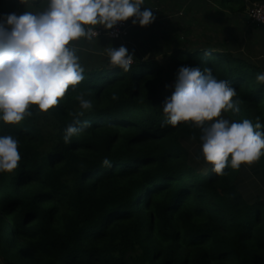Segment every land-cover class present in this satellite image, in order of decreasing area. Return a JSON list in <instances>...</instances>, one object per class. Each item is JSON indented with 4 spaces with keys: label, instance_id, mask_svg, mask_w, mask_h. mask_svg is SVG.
<instances>
[{
    "label": "trees",
    "instance_id": "1",
    "mask_svg": "<svg viewBox=\"0 0 264 264\" xmlns=\"http://www.w3.org/2000/svg\"><path fill=\"white\" fill-rule=\"evenodd\" d=\"M231 1L240 13L246 1L264 2ZM31 5L47 8L46 0ZM21 6L0 0V14ZM166 55L168 69L134 54L128 72L108 57H80L85 78L58 105H33L19 124L0 121V135L16 138L21 155L15 170L0 173L1 264H264V199L240 192L243 164L215 173L202 129L172 126L163 113L179 68L195 66L235 89L231 121L264 125L256 80L264 71L223 44H173ZM81 93L92 103L80 117L88 126L65 143ZM252 165L264 182V155Z\"/></svg>",
    "mask_w": 264,
    "mask_h": 264
},
{
    "label": "clouds",
    "instance_id": "2",
    "mask_svg": "<svg viewBox=\"0 0 264 264\" xmlns=\"http://www.w3.org/2000/svg\"><path fill=\"white\" fill-rule=\"evenodd\" d=\"M36 0H19L25 7ZM46 10L0 14V121L19 124L32 116L31 108L47 112L58 105L70 86L75 88L84 80V68L73 42L91 40L97 28L111 29L120 21L146 27L156 19L145 0H46ZM113 67L130 71L134 55L125 46L107 49ZM256 80L264 85V73ZM235 89L225 80H217L210 69L181 66L174 91L163 104L168 124L192 122L202 129L201 151L206 162L217 174H224L229 165L239 169L251 165L264 155V128L259 121L249 119L229 121L222 113L239 112L233 101ZM113 96V99H116ZM81 111L73 115L64 134L69 143L88 121L80 117L92 108L90 100L77 96ZM21 155L18 140L0 135V173L12 172L19 166ZM103 165L110 167L108 158Z\"/></svg>",
    "mask_w": 264,
    "mask_h": 264
},
{
    "label": "crops",
    "instance_id": "3",
    "mask_svg": "<svg viewBox=\"0 0 264 264\" xmlns=\"http://www.w3.org/2000/svg\"><path fill=\"white\" fill-rule=\"evenodd\" d=\"M146 2L152 8L156 17L153 23L146 27H141L139 24H129V35L122 39H109L105 36L93 37L91 40L81 38L79 41L73 42L77 49V55L79 57H90L93 61H95V58L104 59L108 57L107 49L111 46L114 48L125 46L129 50V54H137L134 53L135 51L141 54V50L138 48L140 47L138 43L141 36L144 32H147L148 40H150L153 37L150 34H159L161 17L162 23H164V30L161 34L163 44L161 45L164 47L163 49L167 48L166 51L168 52L172 50L173 44L176 43L185 48H193L197 43L205 42L204 39L212 41L215 34L220 32V28L219 30L216 28L217 23L220 27V23L224 18H226V27H229V30L222 31L225 40L221 44L233 53H235L234 49L239 48V46L231 39L233 37L231 35L232 31H235L234 34L238 31V37L246 41L254 40V38L258 39V37L261 40L264 37L262 34L264 33V26L254 24L250 18H245L248 4H246L244 11L240 13L234 12L233 7L232 9L227 7L222 0H146ZM143 6L145 7V5ZM41 10H46V8L39 10L32 5L27 7L22 5L16 14L20 15L25 11L39 13ZM218 18H222V20L217 22ZM94 27L105 29L103 26ZM161 45L157 44L151 48L155 50L160 48ZM144 47L148 48L146 45ZM148 56L146 55V57Z\"/></svg>",
    "mask_w": 264,
    "mask_h": 264
},
{
    "label": "rangeland",
    "instance_id": "4",
    "mask_svg": "<svg viewBox=\"0 0 264 264\" xmlns=\"http://www.w3.org/2000/svg\"><path fill=\"white\" fill-rule=\"evenodd\" d=\"M223 3H226L225 5L227 7H233V9H236L238 7V5H234V2L230 0H224ZM246 3L248 4V7L250 6V2L246 1ZM145 7H149V4L146 2L145 0ZM44 10H41L39 12H42ZM34 12V11H31ZM162 16V15H161ZM160 16V17H161ZM226 17V15H225ZM161 19V23L159 26V34L157 35H153L150 34L151 36H153L150 40H148V36H147V32L143 33V36H141V40L138 43V48H140L141 52L140 53H145L146 55L151 56L152 58L156 59L158 62L162 63L166 69H168L169 67V56L166 55V50L167 48L163 49L164 47H162L161 44H163V40L161 37V34L164 30V23H162V17ZM219 20H222V18H218L217 22ZM217 25L219 26V23H217ZM216 26V28L219 30L220 28V32H217L215 34V36L212 38V41H206L207 43H210L212 45L214 44H221L223 43L224 39V34H223V30H229V27L227 26L226 23V18H224V20H222V22L220 23V27ZM231 31H232V26H231ZM232 31L231 35L233 37H231L232 41L234 40L237 43V46H239V48L237 47L235 50V54H239L240 56L250 60L252 63L258 65L259 67H261L264 71V37L260 40V38L258 37V39L254 38V40H244V39H240L238 37V31H236V33L234 34ZM142 34V33H141ZM264 36V33H262ZM237 35V36H236ZM144 38V39H143ZM143 39V41H142ZM141 42V43H140ZM204 42V41H201ZM242 42V44H241ZM160 44L161 47L160 48H156L155 50H152L151 47H153L154 45ZM177 44V43H176ZM199 43L196 44L199 45ZM144 45L148 46V48L144 47ZM180 45V44H178ZM242 47H241V46ZM195 47V46H194ZM191 49V48H190ZM158 50V51H157ZM155 52V53H153ZM134 53H138V52H134ZM172 84V82L170 83ZM223 118L230 120V116L231 113L229 111L227 112H223L222 113ZM253 169V165H247V164H243L242 169H241V173L239 176V189L240 192L242 193L243 196H245L246 198H255V197H262L264 199V182L262 181V179L257 176L255 173H253L252 171ZM1 264V263H0Z\"/></svg>",
    "mask_w": 264,
    "mask_h": 264
},
{
    "label": "built area",
    "instance_id": "5",
    "mask_svg": "<svg viewBox=\"0 0 264 264\" xmlns=\"http://www.w3.org/2000/svg\"><path fill=\"white\" fill-rule=\"evenodd\" d=\"M250 20L257 25L264 26V2H251L247 8ZM130 25L126 21L117 22L111 29L97 28V36H105L109 39H122L129 34Z\"/></svg>",
    "mask_w": 264,
    "mask_h": 264
},
{
    "label": "water",
    "instance_id": "6",
    "mask_svg": "<svg viewBox=\"0 0 264 264\" xmlns=\"http://www.w3.org/2000/svg\"><path fill=\"white\" fill-rule=\"evenodd\" d=\"M245 18H249V15H248V14H246Z\"/></svg>",
    "mask_w": 264,
    "mask_h": 264
}]
</instances>
